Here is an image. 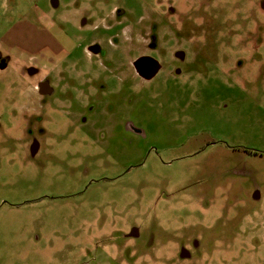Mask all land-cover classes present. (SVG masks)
Returning <instances> with one entry per match:
<instances>
[{
	"label": "rangeland",
	"instance_id": "374dc122",
	"mask_svg": "<svg viewBox=\"0 0 264 264\" xmlns=\"http://www.w3.org/2000/svg\"><path fill=\"white\" fill-rule=\"evenodd\" d=\"M0 264H264V0H0Z\"/></svg>",
	"mask_w": 264,
	"mask_h": 264
},
{
	"label": "flooded vegetation",
	"instance_id": "af4514ba",
	"mask_svg": "<svg viewBox=\"0 0 264 264\" xmlns=\"http://www.w3.org/2000/svg\"><path fill=\"white\" fill-rule=\"evenodd\" d=\"M94 49L96 50V49H98L96 46H94ZM145 63V66H144V73H147V72H151L153 69V67L151 68V64H154V62H149V61H145L144 62ZM31 70V72L33 71V75L34 74H36V69L33 67L32 69L31 68H29V71ZM35 88L37 89V91L39 92V93H41V94H45V93H50V92H52V88H51V86H50V83H49V81L46 79V78H44V79H40L39 81H38V83H36V85H35ZM133 231H137L136 229H134ZM133 231H132V233H133ZM131 233V235H133Z\"/></svg>",
	"mask_w": 264,
	"mask_h": 264
},
{
	"label": "water",
	"instance_id": "95a60500",
	"mask_svg": "<svg viewBox=\"0 0 264 264\" xmlns=\"http://www.w3.org/2000/svg\"><path fill=\"white\" fill-rule=\"evenodd\" d=\"M150 66H151V68L153 67L152 69H154V68H155V66H156V63H154V64H151ZM150 74H151V73H150ZM132 234H133V235H136V234H137V231H133V233H132Z\"/></svg>",
	"mask_w": 264,
	"mask_h": 264
},
{
	"label": "crops",
	"instance_id": "0c3cea01",
	"mask_svg": "<svg viewBox=\"0 0 264 264\" xmlns=\"http://www.w3.org/2000/svg\"><path fill=\"white\" fill-rule=\"evenodd\" d=\"M49 26L51 27V25L49 24ZM19 29V27H15V29ZM18 33H21V31H18ZM44 63H46L45 61H44ZM47 64V63H46Z\"/></svg>",
	"mask_w": 264,
	"mask_h": 264
}]
</instances>
